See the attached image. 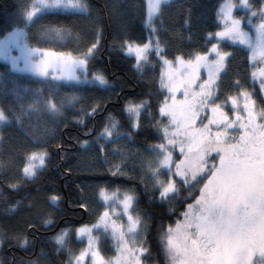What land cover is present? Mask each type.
Segmentation results:
<instances>
[{
	"label": "trees",
	"instance_id": "1",
	"mask_svg": "<svg viewBox=\"0 0 264 264\" xmlns=\"http://www.w3.org/2000/svg\"><path fill=\"white\" fill-rule=\"evenodd\" d=\"M220 2L171 0L161 5L152 24L167 59L178 54H183L185 60L192 59L190 52L207 51L210 43L216 42L213 37L206 42L205 35L217 30ZM251 2L258 5L259 0ZM31 3L32 0H0V32L23 28L31 46L77 55L95 41L99 30L100 48L91 60L88 76L95 69L109 83L37 78L12 72L0 61V109L12 114L9 122H0V264H73L77 242L71 232L102 215L98 197L101 189L135 193L133 211L141 217L140 239L149 249L141 259L144 264H167L161 236L169 223L179 219L198 188L180 185L173 196L161 201L149 170L157 155L153 146L161 140L158 127L165 119L158 112L166 97L160 59L150 50L148 58L136 66L134 58L125 55L119 43L125 38V29L133 40L146 42L144 0H86L87 13L55 9L23 21L21 16ZM224 43L219 44L232 55L226 60L222 73L225 76L219 80L216 97L239 92L238 87L226 89L229 80L233 83L237 79L241 87L258 94L247 51ZM49 98L54 99L59 113L46 110L45 101ZM96 101L100 109L94 116L89 115ZM142 101L136 117L138 128L131 129L133 117L125 112V104ZM16 115L20 116L19 124ZM78 116L83 123L76 122L74 117ZM113 118L118 121L114 128ZM106 123L111 129L107 136L102 132ZM45 146L49 153L45 164L37 166L34 178L25 177L22 169L27 152ZM110 165H119V169L110 170ZM117 171L127 175H113ZM9 184H16L17 188H9ZM53 196L57 202L50 200ZM49 217L52 223L45 226L43 220ZM62 230H67L65 238L57 244L54 237ZM20 239L27 242L20 245Z\"/></svg>",
	"mask_w": 264,
	"mask_h": 264
},
{
	"label": "snow or ice",
	"instance_id": "2",
	"mask_svg": "<svg viewBox=\"0 0 264 264\" xmlns=\"http://www.w3.org/2000/svg\"><path fill=\"white\" fill-rule=\"evenodd\" d=\"M164 3H167V0H147V16L143 23L150 27V40L154 36H159L152 24V18L160 13L161 5ZM237 7L246 10L248 23L255 31L254 38L242 27L244 17L233 14V9ZM44 9H70L79 13H87L89 5L86 0H34L33 4L26 6L21 19L30 21ZM216 20L217 30L207 32L205 39L208 42L209 38L214 37L217 42H211L207 51L190 52L189 57H194V60L189 58L185 61L183 54L175 56L177 65L191 69V74L186 80L188 85L196 82V69L203 65L207 72V79L200 84V90L192 93L191 100L184 101L179 111L166 104L160 106V112L169 117V123L177 124L183 121L180 127H184L185 124H194L197 113L206 104L215 114L209 115L208 123H205L203 128L193 129L199 135L187 145L188 153L185 152V145L181 141L168 139V127L164 126L162 129L164 139L167 144L179 147L181 152L179 159H173L165 143L154 145L156 149H159L157 165L156 167L150 166L149 170L161 201L166 200L169 194L176 193L177 182L174 177L181 178L186 185L192 187L198 185L204 176H207V180L199 189L200 195L196 196L194 203L189 204L183 213L184 218L177 219L174 224L169 223L164 229L161 240L164 243L169 264H257V261L253 259L256 254H259L260 264H264V106H258L254 91L241 87L239 79L233 82V86L238 87L239 92L227 97L226 102H230L232 106L230 114L224 111L221 103H216L212 99L216 96L213 89L218 85L219 74L222 69L226 68L227 58L232 55L220 46L219 41L222 39L246 46L249 49L247 59L250 63L259 61L260 66L253 68L251 78L258 81L261 97L264 98V0H259L258 5L253 4L251 0H238V3L234 0H223L217 8ZM188 23L189 20L186 18L185 25L187 26ZM53 30L57 33L61 31V29ZM25 36L22 28L13 27L0 39V59L8 61L13 70L46 76L47 70L52 68L59 71L60 79L72 81L81 79L77 74L79 71L84 73L83 79L90 83L98 82L100 85L109 83L101 71L92 69L91 78L88 76L91 60L95 58L100 48L101 32L99 30L96 32L95 41L87 46L85 52L77 55L71 52L57 53L49 48L33 47ZM124 36L125 38L119 41L120 48L126 54L134 53L137 62L146 60L148 52L154 49L165 65L172 63L163 54L161 50L163 42L159 38L153 45L150 42L133 40L127 36L126 29ZM166 47L164 45L165 51ZM13 48L16 49V55L12 54ZM209 53L214 58L210 59ZM168 91L174 93L175 88L169 87ZM187 94L188 89L185 88V95ZM143 103L142 101L125 104V112L132 114L133 117L130 124L131 129L138 128L136 117ZM241 103L243 114L240 111ZM259 105H264V99L259 101ZM31 107L32 105H29V108ZM45 108L54 114L60 111L52 98L45 101ZM99 109V101H96L90 107L88 114L94 116ZM108 115L111 117V113ZM11 119L10 112L6 113L0 109V122L7 123ZM15 119L17 124L21 123L19 115H16ZM74 119L77 123H83L82 117L78 116ZM208 124H216L221 130L209 133ZM117 125L118 121L113 118L112 127ZM228 129L232 131L229 132ZM174 131L178 132L177 129ZM102 132L105 136L111 134L107 123ZM42 143L46 145L47 141ZM84 143L86 142L81 141V144ZM193 149H195L194 152ZM211 152H215L216 156L211 158L210 167H206ZM189 153L192 154L189 155ZM48 155L46 146L38 151H28L27 162L22 169L24 176L34 178L37 166L44 165ZM173 163L175 164L174 174L171 167ZM113 167L119 169V165H110V170ZM162 167L168 169L166 182L160 179L159 170ZM113 175L127 174L117 171ZM8 187L15 190L17 185L9 184ZM104 198L108 199L107 196ZM154 198L149 197L150 200ZM134 199V192H125L123 199L119 201L124 214L128 217L127 232L129 233L137 231L141 220L139 214L134 217L129 213ZM50 200L57 202L58 198L53 196ZM80 207H85V205L81 204ZM106 216L107 212L102 214V219ZM51 223L50 217L43 220L45 226ZM103 224L106 229L111 228L113 239L118 241L116 255L110 258L101 255L96 238L91 235V228L101 225V220H98L96 225H82L76 229L78 236L82 233L88 236V245L73 257V264H83L86 252L91 253V264H143L141 255L149 250L146 242L141 239L139 246H136V241L133 239L130 247L124 231L119 230L115 222L109 224L107 220H104ZM66 231L62 230L54 237L57 244H62V237ZM26 242V239L19 240L20 245Z\"/></svg>",
	"mask_w": 264,
	"mask_h": 264
},
{
	"label": "rangeland",
	"instance_id": "3",
	"mask_svg": "<svg viewBox=\"0 0 264 264\" xmlns=\"http://www.w3.org/2000/svg\"><path fill=\"white\" fill-rule=\"evenodd\" d=\"M169 1H171V0H167V2H169ZM234 2L235 3H238V0H234ZM33 3H34V0H32V3L31 4H33ZM146 3H147V0H145V11H146V16H147ZM221 3H223V0L220 2V4ZM219 5H218V7H219ZM46 10H55V9H44V10H42L40 12H43V11H46ZM59 10H62V9H59ZM235 12H236V14H235ZM233 14L236 15V16H242V17H244V19L242 20V27H244L245 30L248 31L250 33V35L254 38L255 37V31H254L252 25L248 23L247 15H246V10L243 9V8L237 7V8H234L233 9ZM254 22H256V21H254ZM145 27L148 30L146 42H150V43H152L154 45L157 38L154 36L150 40V38H149L150 27H148V26H145ZM10 31L0 32V39L3 38V36L5 35V33L10 32ZM221 42H225L224 44L227 43L229 45H235V46L241 47V48H243V49H245L247 51V54L249 53V49L246 46H244V45H240L238 43H235L234 44V43L228 41L227 39H222V40L219 41V43L221 44ZM153 51H155V50L153 49ZM57 53H59V52H57ZM12 54L13 55H16L17 54L15 48H13ZM124 54L125 55L132 56L134 58V60H135L134 53L133 54H126V53H124ZM209 58L210 59L214 58L211 53H209ZM193 60H194V58H193ZM0 61L1 62H4L5 64H7L9 70L12 71V72L23 73V74H27V75H30V76H33V77H37V78H49L51 80L62 81V82H78V81L88 82V81H86V80L83 79L84 73L79 72V71H78L77 74L81 77L80 80H78V81L64 80V79H60L59 78V75H60L59 74V71L58 70H54L52 68H49L47 70V75L46 76H37V75H33L31 73H28V72H20V71H17V70H13L11 68V65H10V63L8 61H5L3 59H0ZM141 61L140 62H137L136 61L135 65L136 66L141 65V64H139V63H141ZM170 61H172V63L171 64H168V65H165L163 63V61H161V64H162L161 65V84H162V87H163V89H164V91L166 93V97L163 100V102H161V104H166L167 106H171L172 108H175L176 110L179 111L181 109V107L183 106V102L186 101V100H191L192 93L198 92L200 90V84L203 83V81L205 79H207V72L205 71L203 65H201V67H199L198 69H196V75H195V81L196 82L192 83L191 85H188L186 83V80L189 77V75L191 74V69L188 68V67H186V66H179V65H177V63L175 62V59L174 60H170ZM250 65H251L252 68H258L260 66L258 60L251 62ZM177 69H179V70L177 71ZM224 70L225 69H222L220 74H222L224 72ZM220 74H219L218 83H219L220 78L225 76V73L222 76H220ZM89 78H91V77H89ZM255 81L258 84V90H259V83H258L257 80H255ZM169 87H174L175 88L174 93H170L168 91V88ZM216 87L213 89V91L215 93H216ZM185 88L188 89L187 96L185 95ZM226 89L227 90H230V91L234 90V86H233L232 81L229 80V83L226 85ZM228 95H230V94H228ZM228 95L225 96V97H220V98H218V97L215 96L212 99L216 103H221L222 106H223L224 111L230 114L231 111H232V106H231V103L230 102H226ZM255 97L257 99L258 106H264V105H259V101L261 99H264V98L261 97L260 91L258 92V94L255 93ZM161 104H160V106H161ZM160 106L158 108V112H159L160 115H162L163 117H165V119L162 121V123L158 127L159 132H160V135H161V140H159V142L156 143V144L165 143L166 144L167 151L171 152L174 160H177V159H179L181 157V152H180L179 147L177 145L167 144L166 140L164 139V132L162 131V129L164 128V126L167 125V127H168V139L181 141L185 145V152L188 153V147H187V145L190 144V143H192L193 140L197 139L198 138V135H199L198 132L193 131V129H201V128H203V125L205 123H208V117H209V115H215V114L211 112L210 106L206 104L197 113L196 121L194 122V124H192V125L185 124L184 127H180V123H183V121L181 120L177 124H171V123H169V117L167 115H165V114H162L160 112ZM197 107H199V106H197ZM240 111H241V114H243L242 103H241ZM174 129H177L178 132L177 131H174ZM208 129H209V133H214L216 131H220L221 130L220 129V126H218L216 124H208ZM228 131L231 132L232 129H228ZM153 149H154V151L156 153L159 152V149H156L154 146H153ZM194 151H195V149H193V152ZM191 154L192 153H189V155H191ZM215 156H216L215 152L209 153V157H208L209 163L206 164V167H210L211 158L212 157H215ZM217 159H218V157H217ZM152 165H153V167H156V165H157V155L155 156V158H154V160L152 162ZM171 167H172V171H173V174H174V172H175V164L173 163L171 165ZM159 171H160V179L162 181L166 182L167 179H168V169H167V167H162ZM174 179L177 182L176 183V189L177 190H178V188H179L180 185L188 186V185H186L183 182V180L181 178L174 177ZM205 180H207V176H204L203 180H201L202 181V184H201V181H200L198 185H193L192 187H190V188L197 187L198 188V191H197V193H195V195L193 197L194 199L191 200L189 203L186 204V206L184 207L183 213L186 211L187 206L189 204H193L194 203V201L196 199V196H199L200 195L199 189H200V187L203 186V183H204ZM124 193L125 192L116 191V190H110V191L103 190V192L100 191L98 193V197H99V201L101 202V204L103 206V209H104L102 214H104L105 212H107V216L106 217H103V219H102V215H100V218H98L94 223L88 225V226L96 225L97 224V221L98 220H101V225L100 226L92 227L91 228V235L94 238H96L97 247H98L99 251L101 252V255L104 256L105 258H110V257L116 255V248L118 246V241H116V240L113 239L112 233H111V228L109 227V228L106 229L104 227V224H103V221L104 220H107V222L109 224H111L112 222H115V224L118 226L119 230L124 231L125 238H126V240H128L130 247L132 246L131 241L133 239H135V241H136V246H139L140 241H141V239H140V235H141V232H142V224H141V221H140V223L138 225V228H137V231L135 233H129V232H127L128 217L124 214L123 207H122V205L119 202L120 200L123 199ZM173 195L174 194H169V196H173ZM105 196L108 197L107 200H105V198H104ZM132 205L129 208V213L132 216L135 217L136 214L133 211ZM183 213L179 217V219H181V220L184 218L183 217ZM76 229L71 232L73 239H75V241L77 242V244H76L77 249L75 251V255L79 254L80 251L82 249H85L86 246L88 245V236L86 234H83V233L78 236L77 235V232H76ZM64 238H65V233L63 234L62 239H64ZM161 248H162V251L164 252V254L167 256L166 251L164 249V243H163V241H162ZM143 254L141 255V258L143 256ZM73 257L71 259L72 260V263H73ZM253 259L257 261V264H260L259 254H256L255 256H253ZM146 263L147 264H157V262H155V261H151L149 263L146 262ZM83 264H91V253L90 252H86L85 253V256L83 258ZM167 264H169V260H168V263Z\"/></svg>",
	"mask_w": 264,
	"mask_h": 264
}]
</instances>
